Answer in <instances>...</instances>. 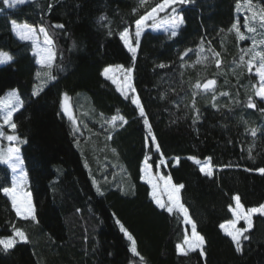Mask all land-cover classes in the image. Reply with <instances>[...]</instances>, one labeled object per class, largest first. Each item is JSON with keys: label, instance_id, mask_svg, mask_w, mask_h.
I'll return each mask as SVG.
<instances>
[{"label": "trees", "instance_id": "obj_1", "mask_svg": "<svg viewBox=\"0 0 264 264\" xmlns=\"http://www.w3.org/2000/svg\"><path fill=\"white\" fill-rule=\"evenodd\" d=\"M159 2L31 0L9 8L0 0V51L13 56L0 66V98L17 89L24 101L13 121L16 135L26 141L20 156L36 217H17L2 191L11 186V173L0 164V237L12 235V225L29 237L12 250L0 248V264H264L263 216H253L241 253L219 228L232 218L229 205L235 195L245 209L264 203V174L258 171L264 168V100L252 88L259 85V60L251 72L240 62L242 55L251 59L245 53L253 38H264V30L258 23L257 33L244 29L245 17L251 16L245 0H239V10L238 0H189L175 5L184 19L178 34L144 31L133 61L119 32L128 27L134 35L135 20ZM261 7L264 0H253L256 11ZM237 20L248 37L244 41L229 31ZM12 21L43 25L55 41L57 79L39 95L32 93L40 84L35 73L42 69L32 45L13 35ZM209 48L221 53L219 68ZM255 48L264 51L259 43ZM112 66L133 69L132 83L159 152L146 140L139 109L103 76ZM209 79L217 82L214 91L195 87ZM65 93L79 133L61 110ZM249 97L255 108L247 107ZM114 116L112 127L107 121ZM146 155L152 173L185 185L181 201L206 239L204 256L199 250L187 256L177 252L176 244L190 235L191 225L155 205L141 180ZM190 156L202 163L211 157L213 175L202 173ZM120 224L133 234L143 261L130 252Z\"/></svg>", "mask_w": 264, "mask_h": 264}, {"label": "snow or ice", "instance_id": "obj_2", "mask_svg": "<svg viewBox=\"0 0 264 264\" xmlns=\"http://www.w3.org/2000/svg\"><path fill=\"white\" fill-rule=\"evenodd\" d=\"M27 2V0H3V3L7 5L9 8H13L17 5H23ZM146 0H140V5L143 6ZM189 0H160L158 4L154 7H151L150 11H146L144 15H141L138 19L135 20V32L134 35L130 34V30L128 27H125L122 31L119 32L120 39L124 42L125 46L128 48L129 52L132 53V59L135 61L137 48L140 44V38L142 33L144 32L146 27H151L153 29H158L164 27L165 25L170 26L171 28V36L175 37L178 32L177 29L184 23L183 16L177 13V9L175 5H183L188 3ZM245 4L247 10L251 12V16H246L243 22V27L246 29L248 33H257V27L255 26L257 23L259 24V28L264 30V7H261L259 11H256L253 8V0H245ZM51 7V5H49ZM237 10L240 9L241 4L238 0L236 5ZM170 10L172 14L175 15H166L161 17L160 13H164ZM135 11V10H134ZM102 20H105L106 17H101ZM149 21H152L151 25L148 24ZM13 31L21 40H28L32 42L34 48V55L38 57L37 63L41 66L40 71L35 73L36 79L40 81V84L34 87L33 95H39L43 90V87L52 80L57 79V77L53 74V66L56 59V53L53 48L55 45V41L52 35L49 33L48 29L43 25L39 26V33L43 35V46L40 42V36L37 35V28L33 25L24 24L17 25L15 21H12ZM53 27L62 29L64 28L63 24H56ZM167 30V29H165ZM229 31H234L236 37L240 41H244L248 39L244 32L241 31L240 21L237 20L231 26ZM111 35L112 33L109 32ZM259 43L260 45H264V38H261L257 41L255 38L252 39L253 47L249 48L246 55L251 53V59L245 61V56H240V62L247 65V69L249 72L252 71L253 62L257 59L259 60V64L256 67V75L259 77V87L256 85H252V88L255 90V95L264 100V51H257L255 46ZM212 52V56L215 58L216 67L219 68L221 65V60L219 57L221 53L215 51L211 48L208 49ZM188 51H191L190 49ZM203 51V49H201ZM242 51H245L242 49ZM187 55V52L185 53ZM183 58V57H181ZM203 59L207 60L208 57H204ZM13 60V56L8 52L0 51V64L8 63ZM197 63H200L198 60ZM122 67V66H120ZM159 67H165L164 64H160ZM111 68L104 69V75L107 76L109 72H111ZM132 68L126 69V79L123 83H117L114 78L112 79V83L117 84V89L124 95L125 99H130L131 103L135 105L136 109H139V115L143 118V123L147 127L148 137L146 140H150L152 144H155L156 151H160V145L156 143V136L152 131V126L149 123L146 112L141 104V100L136 95V89L132 83ZM216 80L209 79L207 82L202 85L197 82L195 87L197 89H203L204 91H214ZM131 94V95H130ZM222 95H227V93H221ZM215 99V97H213ZM69 97L68 94L65 93L63 95V111L65 114L69 115L75 124V118L71 116L69 112L68 105ZM24 101L20 98L17 90H12L6 97L0 98V137H4V127L7 126L13 132L16 130V123L13 121V115L19 108L23 107ZM192 107L195 108V102L193 99ZM247 107L255 108L256 104L249 97L247 102ZM262 113H264V108L260 109ZM197 110V115H198ZM121 121H123V117H119ZM117 117H112L110 121H107L110 126H116ZM257 130L255 128L251 129V135L256 136ZM110 138V137H109ZM6 139L9 142L13 141H22L21 137L18 135H7ZM20 149L18 147L9 146L6 150L0 148V163H5L11 169L13 173H16L18 170L20 175L13 180L11 187L2 188L3 193L10 197L12 208L15 210V213L18 217L23 218L24 220H36L35 217V209L33 205L32 194L29 191H25V185L27 184V173L24 172L21 165L23 164V160L19 155ZM149 156H145L143 162V168L141 171L146 175L147 182L151 184L152 187V199L155 201L156 205L167 211L169 214L173 212L181 215L183 217V222L185 225H191V233L184 234L181 243L176 244V250L179 254L183 256H187L190 252H196L199 250V254L201 256L205 255V237L197 231V224L192 220L189 215V210L185 207L184 203L181 201V190L185 187L184 184H175L173 183L172 177L164 176V175H156L153 177L152 169L153 164L149 163ZM188 159L192 160L195 164L200 165V171L207 176L213 175V167L211 164V157H208L203 163L195 158L188 157ZM179 162V158H177V163ZM165 161L163 159L160 160V164H164ZM258 171L261 174H264V168H259ZM163 187L161 188V183ZM95 183V181H94ZM99 191V188L97 189ZM167 197V200H163L162 197ZM235 202V206L229 205V211L232 213L231 219L226 220L223 223L219 224V228L223 230L224 234L227 237L231 238V242L235 245V251L237 253L242 252L243 242L249 240L248 233L253 227V216L255 214H259L264 216V203L259 204L255 207H249L245 209L244 205L241 203V199L239 195H235L233 197ZM243 221L245 226L238 227L237 225ZM119 224L120 222L117 221ZM120 231L124 234L127 240L130 242V252L139 257L141 261L144 260V257L141 256L140 252L137 250V241L134 238L133 234L128 231L127 228L123 224H120ZM29 241L28 235L21 228L12 225V235L6 237H0V248L4 251L12 250L16 247L19 242L27 243Z\"/></svg>", "mask_w": 264, "mask_h": 264}, {"label": "rangeland", "instance_id": "obj_3", "mask_svg": "<svg viewBox=\"0 0 264 264\" xmlns=\"http://www.w3.org/2000/svg\"><path fill=\"white\" fill-rule=\"evenodd\" d=\"M28 1H31V0H27V2ZM166 16V15H175V14H172L171 12H170V10H168L167 12H164V13H160V16L161 17H163V16ZM151 23H152V21H149L148 22V24L149 25H151ZM17 25H24V24H17ZM38 29L39 28H37V35L38 36H40V42H41V45L43 46V35L42 34H40L39 33V31H38ZM165 29H167V30H165ZM146 30H152V31H155V32H161V33H169V34H171V28H170V26H168V25H165L164 27H161V28H158V29H153V28H151L150 26L149 27H146L145 28V30L144 31H146ZM12 32H13V35L19 40V41H22V42H29L31 45H32V42L31 41H28V40H21V39H19V37L16 35V33L13 31V26H12ZM143 34V33H142ZM122 41V40H121ZM122 43H123V45L125 46V44H124V42L122 41ZM32 48H33V45H32ZM125 48L128 50V48L125 46ZM129 51V50H128ZM33 54H34V48H33ZM35 57H36V62H37V60H38V57L35 55ZM8 63H10V62H8ZM8 63H2V64H0V66H4V65H7ZM37 65L39 66V67H41L38 63H37ZM108 68H111L112 69V71L111 72H109L108 73V75L107 76H105L104 75V73H103V76H105L106 78H108V79H110L109 77H111V78H114L116 81H117V83H123L124 81H125V79H126V76H127V73H126V70L124 69V68H122V67H120V66H112V67H108ZM111 80V82H112V79H110ZM50 82V81H49ZM48 82V83H49ZM114 84V83H113ZM37 85H39V84H37ZM37 85H35V86H37ZM114 85H116L117 86V84H114ZM259 87V85L257 86V88ZM13 90H17V89H13ZM12 90H9V91H7L6 93H5V95L3 96V97H6L10 92H11ZM18 91V90H17ZM121 93V92H120ZM64 95V94H63ZM63 95H62V97H61V110H62V112H63V114L65 115V117L67 118V120H69L70 121V123L72 124V126H73V130H78L79 129V127H78V125H77V122L74 124L73 123V120L70 118V116L69 115H67V114H65L64 113V111H63ZM124 96V95H123ZM3 97H1V98H3ZM69 97V96H68ZM258 97V96H257ZM259 99H261L260 97H258ZM262 100V99H261ZM68 105H69V112L71 113V116L72 117H74V114H73V109H72V102H71V99L69 98V101H68ZM19 109H21V108H19ZM17 112V111H16ZM15 112V113H16ZM14 113V114H15ZM14 116V115H13ZM75 118V117H74ZM76 121V120H75ZM117 123V122H116ZM3 131H4V137H0V148H2V149H7L9 146H14V147H18L19 149L22 147V145H23V142H20V141H13V142H9L7 139H6V136L7 135H16V133L15 132H13L10 128H8L7 126H5L4 127V129H3ZM77 133H79V131H77ZM23 141V140H22ZM19 155H20V152H19ZM1 165H4V166H6L8 169H9V171H10V173H11V186H12V183H13V180L14 179H16L19 175H20V172H19V170L16 172V173H13L12 171H11V169L8 167V165L7 164H5V163H0ZM21 167L23 168V170H24V172H26L25 171V169H24V166H23V164L21 165ZM143 168V164H142V167H141V169ZM150 171H151V169H150ZM141 174H142V178H141V180H142V182L143 183H145V184H147L149 187H150V190H151V197H152V187H151V184H149L148 182H147V177H146V175L141 171ZM153 174V177H155L156 175H160V173H156V174H154V173H152ZM161 183V188L163 187V184H162V182H160ZM10 186V187H11ZM27 187H28V176H27V184L25 185V191H28V189H27ZM8 197V196H7ZM8 199L10 200V202H11V199H10V197H8ZM162 199L163 200H167V197H166V195L165 196H163L162 197ZM154 201V200H153ZM154 203H155V201H154ZM155 205H156V203H155ZM157 206V205H156ZM235 206V202H234V204H233V207ZM158 207V206H157ZM15 211V210H14ZM232 214V213H231ZM255 215H259V214H255ZM254 215V216H255ZM18 217V216H17ZM264 217V216H263ZM18 218H20V219H23V218H21V217H18ZM233 218V217H232ZM240 225H242V226H245L244 225V222L243 221H241L240 222V224H238L237 226L238 227H241ZM223 231V230H222ZM19 243H24V242H19Z\"/></svg>", "mask_w": 264, "mask_h": 264}, {"label": "water", "instance_id": "obj_4", "mask_svg": "<svg viewBox=\"0 0 264 264\" xmlns=\"http://www.w3.org/2000/svg\"><path fill=\"white\" fill-rule=\"evenodd\" d=\"M201 90H203L202 88H201ZM204 91V90H203Z\"/></svg>", "mask_w": 264, "mask_h": 264}, {"label": "crops", "instance_id": "obj_5", "mask_svg": "<svg viewBox=\"0 0 264 264\" xmlns=\"http://www.w3.org/2000/svg\"><path fill=\"white\" fill-rule=\"evenodd\" d=\"M11 25H12V23H11Z\"/></svg>", "mask_w": 264, "mask_h": 264}]
</instances>
